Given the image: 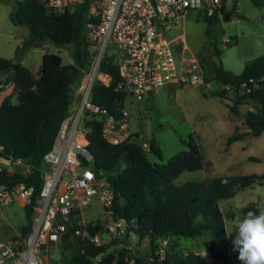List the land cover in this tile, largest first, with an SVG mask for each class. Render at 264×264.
I'll use <instances>...</instances> for the list:
<instances>
[{
	"label": "trees",
	"instance_id": "1",
	"mask_svg": "<svg viewBox=\"0 0 264 264\" xmlns=\"http://www.w3.org/2000/svg\"><path fill=\"white\" fill-rule=\"evenodd\" d=\"M93 1L85 0L74 12L58 14L42 0H15L9 14L13 24L26 26L29 31L24 43L17 47L16 56L46 43L75 46L76 64H64L60 54L46 51L39 76L22 63L0 57V73H8L0 84H12L18 98L16 104L10 96L0 103V151L4 157L25 160L31 166L28 174L20 171L9 173L6 169L0 171V187L26 183L35 188L33 201L43 184L41 168L44 166V156L52 148L63 121L71 111L73 87L83 77L82 69L90 66V44L85 29L88 21L98 20L88 17V7ZM251 2L256 7H264V0ZM224 9L223 4L221 11ZM203 19L207 23V34L211 36V26L218 19V13L213 16L204 14ZM219 55L220 50L212 42L209 54L201 56L207 69L213 70L217 82H224L218 94L225 97L228 90L224 86L233 87L237 102L231 109L235 113H239L237 104L245 100L256 106L245 117L250 132H234L227 140L231 145L247 135L260 136L264 132V54L246 64L240 74L225 69L221 61L214 62V57ZM100 70L109 73L112 81L109 86L99 81L95 83L93 102L112 109L119 98L123 108L125 94L116 91L120 76L115 58L106 56ZM241 89L245 93L240 94ZM90 124L88 138L89 149L94 156L93 166L111 182L116 191V215L127 220L131 229L142 239L150 237L153 264H234L230 256L226 215L220 201L236 196L245 188L264 185V174L220 175L177 184V178L184 171L204 168L202 147L193 134L187 142L188 149L178 152L167 163L160 164L148 157V153L163 157L155 139L150 141V151L143 148L140 139L114 145L103 138L101 121L95 120ZM259 210L256 203H250L243 208V216L249 211L258 214ZM24 212L26 221L21 226V235L26 237L32 227V204L26 205ZM99 227L90 222L91 231L96 232ZM198 230L207 236L201 250L184 252L177 241L181 238L195 239ZM160 238L176 240L172 244L170 242L162 258L156 253ZM203 251H207L208 255ZM101 253H106L105 264H146L150 256L129 254L125 249L111 251L104 246L80 244L79 251L69 256L66 264H91L90 257Z\"/></svg>",
	"mask_w": 264,
	"mask_h": 264
},
{
	"label": "built area",
	"instance_id": "2",
	"mask_svg": "<svg viewBox=\"0 0 264 264\" xmlns=\"http://www.w3.org/2000/svg\"><path fill=\"white\" fill-rule=\"evenodd\" d=\"M42 1L58 14L74 12L85 2ZM222 5L223 0H94L89 4L88 17L98 18L86 23L90 66L82 69L83 77L75 87L71 111L52 148L44 156L42 188L33 201L35 188L26 183L0 187V217L6 206L15 203L24 207L32 204L34 212L32 227L26 237L21 235L22 239L13 243L0 241V264H43L39 257L41 251L69 231L84 246L110 249L117 245L129 254L138 242L150 245V237L142 239L127 220L116 215V191L93 166L88 126L95 120L101 121L103 138L114 145L136 141L139 136L130 129L127 109L130 98L147 99L157 88L167 84L184 87L204 83L209 70L201 56L195 55L181 36L167 39L164 32L183 27L193 10H204L205 15L213 16L221 12ZM111 44L122 51L115 60L120 76L116 91L125 94L123 108L119 98L112 109L93 102L95 83L99 81L109 86L112 81L109 73L100 70L104 58L113 57L107 53ZM224 87L233 90L231 85ZM143 148L150 151V143L143 141ZM0 159H6L22 174L30 172L31 166L25 160L4 156ZM4 169L0 165V171ZM95 200L101 206L102 217L87 221L84 212ZM90 222L100 226L99 230L91 231ZM169 244V238L157 241L156 253L160 258L166 254ZM204 254L208 255V252ZM105 255L90 257L91 264H105ZM152 262L150 253L146 264Z\"/></svg>",
	"mask_w": 264,
	"mask_h": 264
},
{
	"label": "rangeland",
	"instance_id": "3",
	"mask_svg": "<svg viewBox=\"0 0 264 264\" xmlns=\"http://www.w3.org/2000/svg\"><path fill=\"white\" fill-rule=\"evenodd\" d=\"M14 1L0 0V57L22 63L36 76L41 72L46 51L60 54L64 64H76L75 46L72 44L60 46L46 43L16 56L17 47L24 43L29 31L26 26L15 25L10 20ZM223 4L225 9L218 13V19L211 26V36L207 34L204 10L191 11L183 27L166 30L164 36L167 39L181 36V40L185 39L197 56H207L213 42L220 50L219 57H214L213 61H221L225 69L240 74L246 64L264 54V7H256L251 0H226ZM107 53L117 60L122 51L111 44ZM7 76L8 73H0V83ZM208 77L207 82L198 86L167 84L157 88L147 99L139 101L130 98L127 109L131 131H136L141 141L150 143L155 139L159 143L163 157L152 153H148V157L160 164L167 163L175 154L188 149L187 142L192 134L198 139L204 156V168L184 171L177 178V184L220 175L264 174V132L260 136L247 135L231 145L227 143L234 132H250L245 117L256 106L245 100L237 104L239 113L233 112L231 106L237 102L235 91L228 90L225 97L219 95L217 91L222 85L217 82L211 68ZM13 90L12 84H4V88L0 86V103L6 96H10L14 104L18 103L17 93ZM243 93L245 90L241 89L240 94ZM0 165L9 173L16 171L6 159H0ZM250 203L264 209V185L245 188L236 196L220 201L226 215L230 256L234 264H242L238 252L233 250L232 241L236 235L234 225L244 217L243 208ZM4 211L0 217V241L13 243L21 240V226L26 221L24 207L15 203L6 206ZM84 217L87 221L102 217L97 200L86 208ZM203 235L202 232L195 239L181 238L177 242L184 252L200 251L203 241L207 239ZM175 241L173 238L170 240L171 244ZM79 249V239L69 231L57 246H48L39 257L43 264H66L69 256ZM119 249L117 245L110 248L111 251ZM133 253L147 256L151 253L150 245L138 242Z\"/></svg>",
	"mask_w": 264,
	"mask_h": 264
},
{
	"label": "clouds",
	"instance_id": "4",
	"mask_svg": "<svg viewBox=\"0 0 264 264\" xmlns=\"http://www.w3.org/2000/svg\"><path fill=\"white\" fill-rule=\"evenodd\" d=\"M234 227L233 250L242 264H264V209L249 211Z\"/></svg>",
	"mask_w": 264,
	"mask_h": 264
},
{
	"label": "water",
	"instance_id": "5",
	"mask_svg": "<svg viewBox=\"0 0 264 264\" xmlns=\"http://www.w3.org/2000/svg\"><path fill=\"white\" fill-rule=\"evenodd\" d=\"M226 17H229V15H227ZM228 19H229V18H228ZM220 84H221V85H224V82H221ZM150 94H153V91H150ZM0 156H4L2 151H0ZM5 157H6V158H10L9 156H5ZM201 233H202V230H198V231L195 232V235L197 236V235H199V234H201Z\"/></svg>",
	"mask_w": 264,
	"mask_h": 264
},
{
	"label": "crops",
	"instance_id": "6",
	"mask_svg": "<svg viewBox=\"0 0 264 264\" xmlns=\"http://www.w3.org/2000/svg\"><path fill=\"white\" fill-rule=\"evenodd\" d=\"M173 38H179V35L178 36H175V37H173ZM2 88H4V85L3 84H1L0 85ZM3 101V100H2ZM17 204V203H16ZM18 205H20V206H23V205H21V204H18ZM24 207V206H23ZM4 213H5V211H4ZM61 240V239H60ZM60 240L59 241H57V242H53L52 243V246H57V244L60 242ZM204 252H206V251H204Z\"/></svg>",
	"mask_w": 264,
	"mask_h": 264
}]
</instances>
